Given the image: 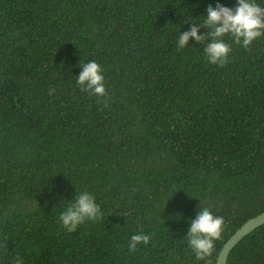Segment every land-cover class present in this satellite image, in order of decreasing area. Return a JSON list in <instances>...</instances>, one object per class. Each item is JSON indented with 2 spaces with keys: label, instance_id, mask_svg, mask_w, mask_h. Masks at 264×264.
Masks as SVG:
<instances>
[{
  "label": "trees",
  "instance_id": "trees-1",
  "mask_svg": "<svg viewBox=\"0 0 264 264\" xmlns=\"http://www.w3.org/2000/svg\"><path fill=\"white\" fill-rule=\"evenodd\" d=\"M217 0H0V264H215L222 245L264 212V35L246 48L179 32ZM233 6L235 0H219ZM101 65L106 95L75 82ZM101 218L67 232L59 212L77 190ZM223 217L196 259L188 221ZM148 245L127 249L131 234ZM226 264H264V225Z\"/></svg>",
  "mask_w": 264,
  "mask_h": 264
},
{
  "label": "clouds",
  "instance_id": "clouds-1",
  "mask_svg": "<svg viewBox=\"0 0 264 264\" xmlns=\"http://www.w3.org/2000/svg\"><path fill=\"white\" fill-rule=\"evenodd\" d=\"M206 14L202 16L201 24L210 30L206 34H197V27L179 32L176 47L183 48L189 38L195 41L207 39L203 54L208 64L222 65L230 52V45L224 39L229 36L233 44L247 47L256 38L264 35V0H235L233 6L219 2L208 5ZM80 71L75 76V82L81 90L89 95L105 96L103 69L95 60L80 62ZM101 209L94 195L88 190H77L74 200L63 206L59 212V222L67 231H74L85 221L101 218ZM223 217L214 215L206 207H201L195 216L188 221L186 241L196 259L208 256L214 246V241L221 236ZM150 235L135 232L127 241L128 251L134 252L138 245H148ZM13 264H23L19 256Z\"/></svg>",
  "mask_w": 264,
  "mask_h": 264
},
{
  "label": "water",
  "instance_id": "water-1",
  "mask_svg": "<svg viewBox=\"0 0 264 264\" xmlns=\"http://www.w3.org/2000/svg\"><path fill=\"white\" fill-rule=\"evenodd\" d=\"M264 225V212L247 220L243 223L233 235L222 245L215 259V264H226L228 254L231 249L246 235L252 232L257 227Z\"/></svg>",
  "mask_w": 264,
  "mask_h": 264
}]
</instances>
